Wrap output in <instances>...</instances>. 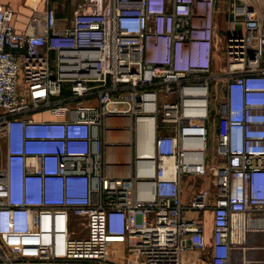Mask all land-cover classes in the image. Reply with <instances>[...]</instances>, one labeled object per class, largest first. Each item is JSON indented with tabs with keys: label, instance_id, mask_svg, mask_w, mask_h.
<instances>
[{
	"label": "built area",
	"instance_id": "obj_1",
	"mask_svg": "<svg viewBox=\"0 0 264 264\" xmlns=\"http://www.w3.org/2000/svg\"><path fill=\"white\" fill-rule=\"evenodd\" d=\"M43 7L18 32L0 2V264H231L238 227L264 232V0H229L217 75V0Z\"/></svg>",
	"mask_w": 264,
	"mask_h": 264
},
{
	"label": "rangeland",
	"instance_id": "obj_2",
	"mask_svg": "<svg viewBox=\"0 0 264 264\" xmlns=\"http://www.w3.org/2000/svg\"><path fill=\"white\" fill-rule=\"evenodd\" d=\"M33 1V0H31ZM81 0H51L52 6L57 10L59 13L60 17H66V16H72L74 15L76 5L80 2ZM25 0H10V3H13L15 7H18L20 4L23 7V3ZM27 2V0H26ZM25 2V5L34 8L37 7L39 10H42L43 8V0H37L36 3L30 2L28 5ZM18 4V6H17ZM229 5V0H217V8H218V24L216 25V50H215V57L213 60V67L212 71L214 75H217L221 72L222 67L224 66V40H225V15L228 9ZM19 9V8H18ZM223 85H219L218 89H221ZM214 97H216L214 95ZM214 114V113H213ZM112 135L111 137H114ZM109 145L107 148V153H106V159L109 162L112 161V153L115 152L116 147H112L113 142L121 141V140H115L114 138H110L109 140ZM111 146V147H110ZM6 151V146L2 142L0 143V163L2 162L4 155ZM215 153H216V143H215V136L212 134L209 139H208V146H207V158L209 161H214L215 160ZM115 155L116 152H115ZM115 157V156H114ZM121 158L120 160L118 159L117 161L119 162H126L127 160V151H125V154L122 156H119ZM210 179L207 178H202V179H197V182L194 184L193 188L192 186L190 187L189 181H186L185 184L183 185V200L185 204H189L194 193L196 191H199L200 189L207 188L210 184ZM187 218L193 217L192 213H187L186 215ZM205 224L209 228L210 232H212L213 228V215L211 211H207L206 213L203 214ZM112 252L110 253V260L108 264H144L140 255L137 253H134L131 251L130 246L127 245H114L112 246ZM236 248L233 250L235 252ZM232 252V253H233ZM209 264V262L207 263Z\"/></svg>",
	"mask_w": 264,
	"mask_h": 264
},
{
	"label": "crops",
	"instance_id": "obj_3",
	"mask_svg": "<svg viewBox=\"0 0 264 264\" xmlns=\"http://www.w3.org/2000/svg\"><path fill=\"white\" fill-rule=\"evenodd\" d=\"M0 2L6 6L12 7L15 10V25L17 31H26L28 22L34 14V10L25 5L26 0L23 3V7L21 4L19 6L17 4L18 7L13 6L14 4L10 3V0H0ZM30 2L31 0L29 1V4ZM72 18V16L60 17L58 13L59 27L69 26ZM207 238L208 241H211L212 239V232H210L208 227ZM234 240L237 245L235 252L232 253L231 264H264V232L262 230L245 231L241 227H238L235 230ZM193 255L198 258L199 253L196 252L193 253ZM196 264L200 263L196 262Z\"/></svg>",
	"mask_w": 264,
	"mask_h": 264
},
{
	"label": "bare ground",
	"instance_id": "obj_4",
	"mask_svg": "<svg viewBox=\"0 0 264 264\" xmlns=\"http://www.w3.org/2000/svg\"><path fill=\"white\" fill-rule=\"evenodd\" d=\"M114 134H115V136L114 137H111ZM109 138H114L115 140H127L128 136L123 131H119V132L117 131V132H113L112 134H110ZM113 149H115V152H116L117 155H115V152L112 153V156H111L112 157L111 159L113 161L112 163L119 162V161H117L118 159L119 160L121 159V158H119V156L124 155L125 154V151H127V153H128V150L126 148H113ZM128 160H129V158L127 157V160L126 161H128ZM117 173L122 174L123 171L122 170H119V171H117Z\"/></svg>",
	"mask_w": 264,
	"mask_h": 264
}]
</instances>
